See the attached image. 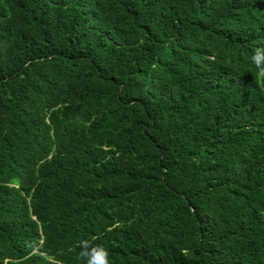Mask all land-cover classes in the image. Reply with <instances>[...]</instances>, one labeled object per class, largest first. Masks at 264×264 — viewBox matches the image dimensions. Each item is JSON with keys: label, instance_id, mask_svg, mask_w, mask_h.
I'll return each mask as SVG.
<instances>
[{"label": "trees", "instance_id": "trees-1", "mask_svg": "<svg viewBox=\"0 0 264 264\" xmlns=\"http://www.w3.org/2000/svg\"><path fill=\"white\" fill-rule=\"evenodd\" d=\"M94 250L264 264V0H0V264Z\"/></svg>", "mask_w": 264, "mask_h": 264}, {"label": "clouds", "instance_id": "clouds-1", "mask_svg": "<svg viewBox=\"0 0 264 264\" xmlns=\"http://www.w3.org/2000/svg\"><path fill=\"white\" fill-rule=\"evenodd\" d=\"M89 264H93V261H100L101 264H107L106 253L102 250H94L85 257Z\"/></svg>", "mask_w": 264, "mask_h": 264}]
</instances>
